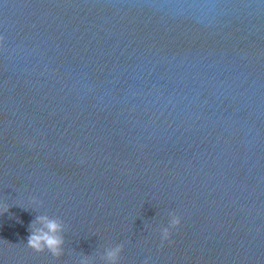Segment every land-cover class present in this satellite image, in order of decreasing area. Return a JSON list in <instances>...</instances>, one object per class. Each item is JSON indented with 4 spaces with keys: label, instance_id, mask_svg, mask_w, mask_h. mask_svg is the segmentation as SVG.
<instances>
[{
    "label": "water",
    "instance_id": "obj_1",
    "mask_svg": "<svg viewBox=\"0 0 264 264\" xmlns=\"http://www.w3.org/2000/svg\"><path fill=\"white\" fill-rule=\"evenodd\" d=\"M40 214L60 259L27 245ZM121 243L118 264H264V0H0V264Z\"/></svg>",
    "mask_w": 264,
    "mask_h": 264
},
{
    "label": "clouds",
    "instance_id": "obj_2",
    "mask_svg": "<svg viewBox=\"0 0 264 264\" xmlns=\"http://www.w3.org/2000/svg\"><path fill=\"white\" fill-rule=\"evenodd\" d=\"M33 203L35 207L40 206L39 201ZM181 225L182 217L175 212L170 213L167 226L159 229L161 240H169L173 230ZM65 231L66 226L61 220L47 214H40L30 225L27 245L38 252L47 250L53 257L60 259L65 253ZM123 250L124 244L122 243L105 248L102 257L105 264H118ZM81 264H91V261L85 258Z\"/></svg>",
    "mask_w": 264,
    "mask_h": 264
}]
</instances>
